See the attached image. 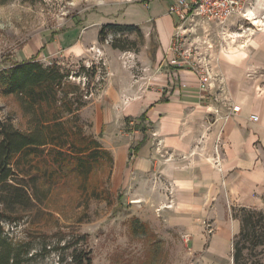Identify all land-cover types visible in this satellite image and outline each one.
Segmentation results:
<instances>
[{
  "label": "rangeland",
  "instance_id": "1",
  "mask_svg": "<svg viewBox=\"0 0 264 264\" xmlns=\"http://www.w3.org/2000/svg\"><path fill=\"white\" fill-rule=\"evenodd\" d=\"M259 2L264 7V0ZM168 7V0H0V73L12 63L30 57L47 66L58 65L69 76L67 84L58 90L57 100L79 101L74 102L73 114H61L63 120H69L68 126L76 134L81 131L100 144L101 134L91 132L92 115L98 109L95 104L89 108V104L96 103L107 91L121 92L125 87L130 102L139 95L140 87L148 91L160 87L150 74L155 62L151 59L153 46L157 45L152 20L167 13ZM250 12L248 18L251 14L256 17ZM262 17L264 11L256 19ZM250 22L233 19L229 31L216 25H210L208 30L196 27L188 39L187 45L195 42L197 55L212 69V86L207 95L213 99L201 105L196 101L200 106L194 108H182L181 128L188 129L183 132L188 133L192 143L184 157L197 160L191 168H219L222 145L216 152V142H211L210 134L224 117L222 108L231 113L234 107L221 62L245 71L239 76L241 83L253 85L254 93L264 97V42L259 47L251 46L252 39L262 32L258 29L264 27L255 28ZM43 47L46 50L41 51ZM175 96L180 94L175 91ZM196 97L199 101L197 94ZM204 104L209 110L203 108ZM0 120L10 121L21 132L29 129V116L24 114L17 97L5 96L1 89ZM124 130L132 139L131 148L140 143L135 133L153 138L154 146L158 145L152 136L153 123L132 117L125 122ZM42 149V158L31 161L27 173L8 181L12 185L21 181L29 195V201L20 206L25 212L12 215L22 216L19 223H4L8 238L30 246L31 260L26 264H70L71 255L80 253L88 254L91 264H234L232 228L227 249L222 248L224 253L214 250L211 241L216 233L215 221H230L239 207L224 200L219 205L192 208L178 203L179 188L175 191L163 175L138 180L126 169L125 179L120 182L113 179V164L112 169L104 165L106 160L83 182L72 163L61 168L52 165L51 159L45 157L49 147ZM171 159L166 156V160ZM222 197L226 199L224 191ZM263 223L255 235L241 239L240 264L264 262Z\"/></svg>",
  "mask_w": 264,
  "mask_h": 264
},
{
  "label": "crops",
  "instance_id": "2",
  "mask_svg": "<svg viewBox=\"0 0 264 264\" xmlns=\"http://www.w3.org/2000/svg\"><path fill=\"white\" fill-rule=\"evenodd\" d=\"M168 1L170 6L172 0ZM262 6L258 1L254 8L247 9L248 14L253 11L256 17L263 16ZM174 19L176 18L170 16L168 12H163L152 20L157 37V51L152 59L155 61L154 70H151L150 74H153L160 87L155 91L140 87L137 92L139 95L134 96L127 104L123 103L125 97L129 98V92H125V87L120 90L121 92L107 91L97 99L96 103L94 101L89 104V108L95 104L94 108L98 109V113L92 115L91 123L94 126L91 132L95 136L101 134L100 144L113 159L115 180L119 179L122 182L125 179L126 169L138 180L149 175H163L170 180L175 191L179 188L178 203L192 208L200 207L201 204L219 205L225 200L235 207L262 210L264 208V97L254 93L253 85L241 83L239 76H243L245 71H239L230 64L221 62L223 74L228 79L230 103L238 107L239 111L229 113L222 108L224 117L219 119L216 129L210 134L211 142L216 141L218 134L221 135L219 168L217 170L191 168L197 160L184 157L190 151L192 143L188 133L183 132L188 129L181 128L182 122L179 118L183 107L194 108L200 106L202 102L196 97V75L184 67L168 64L170 55L167 49L173 33ZM261 19L264 20V17ZM261 19H259L261 21L259 27H264ZM258 30L262 32L252 39L251 46L259 47L264 42V29ZM43 50H46V47L41 51ZM159 64H161L160 69H158ZM170 80H174L175 85H170ZM178 82L187 84V88L178 92L176 90ZM175 91L180 94L179 97L175 96ZM163 94L167 98L166 101L162 99ZM204 106L203 108L209 110L205 104ZM143 114L145 121L154 124L152 136L154 140H158V145L154 146L151 140L153 138H144L143 135L135 133L133 136L140 142L143 141V144L136 155H133L131 153L133 142L126 136L125 122L132 117L139 119ZM226 115L229 116L225 118ZM252 115L257 116L256 121L250 120ZM195 123L197 124L198 121ZM167 155L173 159L166 160ZM223 191L226 193V199L222 197ZM231 219L229 221L220 218L215 221L216 233L212 236L211 246L213 245L214 250L221 253L227 249L230 233L234 232L235 236L240 228V223L232 217ZM190 230L197 232L195 229ZM223 246H225L224 251H222Z\"/></svg>",
  "mask_w": 264,
  "mask_h": 264
},
{
  "label": "trees",
  "instance_id": "3",
  "mask_svg": "<svg viewBox=\"0 0 264 264\" xmlns=\"http://www.w3.org/2000/svg\"><path fill=\"white\" fill-rule=\"evenodd\" d=\"M153 47L155 49L151 59L154 57L157 45ZM68 76V73L61 72L58 65L52 63L47 66L34 57L20 63H12L7 71L0 73L2 94L17 97L24 114L29 116L27 132L16 129L10 121L0 120V264H26L31 260L28 257L30 246L14 243L13 237L8 238L4 233V223L16 226L22 216L12 215L18 214L20 210L25 212L26 209L20 206L25 201H29V195L21 181L15 183L16 185L8 181L10 178L16 179L15 176L18 177L24 172L27 173L25 170L31 168V161L42 158L41 154L45 151L42 148L49 147L45 157L51 159L52 165L57 164L61 168L68 162L72 163L83 182H86L101 164H104L101 161L106 160L104 165L112 169L113 159L109 152L102 148L96 139L86 137L81 131L76 134L72 127L68 126L69 120H63L61 114H73V105L76 102L73 99L68 101L66 98L57 100L58 90L67 84ZM162 99L167 100L164 94ZM139 120H145L144 114ZM127 121L129 120L126 119ZM142 144L143 141L138 143L131 149V153L136 155ZM92 190L94 191V188ZM263 215L264 212L261 210L246 208H239L232 214V217L238 219L240 223L239 232L233 237L234 264H240L241 239H247L248 235L257 233L256 228L263 223ZM262 233L264 235V228ZM70 264H91V259L85 253L72 254ZM257 264L264 262L260 261Z\"/></svg>",
  "mask_w": 264,
  "mask_h": 264
},
{
  "label": "built area",
  "instance_id": "4",
  "mask_svg": "<svg viewBox=\"0 0 264 264\" xmlns=\"http://www.w3.org/2000/svg\"><path fill=\"white\" fill-rule=\"evenodd\" d=\"M258 1L259 0H172L168 14L174 16L177 21L173 26L171 41L167 49L170 55L168 64L174 67H184L196 75L195 86L199 101H213V99L207 95L212 86V69L204 63L199 55H197L198 46L195 42L187 45L189 37L196 32V27H204V29L208 30L210 25H216L222 30L227 28V31H229L232 28L230 23L233 19L237 18L248 21L247 9L254 8ZM189 24L190 28L188 27ZM211 47L212 46L207 43V48L210 49ZM160 68L161 64L158 65V69ZM169 82L170 85H175L174 80H170ZM185 88H187V84L178 83L176 90L179 92ZM214 99L217 101V97ZM127 100L128 99L125 97L123 103L127 104ZM238 111L239 108L234 106L232 107L231 113H237ZM214 113H218V110H215ZM227 117L228 115H226V118ZM250 120L256 121L257 116L252 115ZM220 140L221 135L218 134L215 141L216 152H218L219 145H222Z\"/></svg>",
  "mask_w": 264,
  "mask_h": 264
},
{
  "label": "bare ground",
  "instance_id": "5",
  "mask_svg": "<svg viewBox=\"0 0 264 264\" xmlns=\"http://www.w3.org/2000/svg\"><path fill=\"white\" fill-rule=\"evenodd\" d=\"M252 16H254L253 14H251L250 18H248L249 21H252L250 23H252L253 25L259 27L260 24H261V21L259 19H256V18H252Z\"/></svg>",
  "mask_w": 264,
  "mask_h": 264
}]
</instances>
